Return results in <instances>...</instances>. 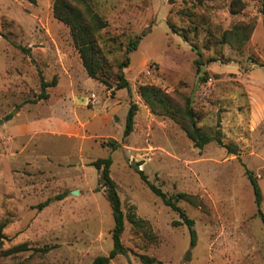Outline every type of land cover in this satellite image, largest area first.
Segmentation results:
<instances>
[{
  "label": "rangeland",
  "instance_id": "374dc122",
  "mask_svg": "<svg viewBox=\"0 0 264 264\" xmlns=\"http://www.w3.org/2000/svg\"><path fill=\"white\" fill-rule=\"evenodd\" d=\"M84 1L107 22L96 43L109 75L127 44L149 31L127 55L130 93L114 89L113 78L107 89L88 77L68 27L53 16V0H0V264H90L108 254L113 218L91 165L105 157L125 216L126 251L109 264H141V255L161 264H264V223L245 174L257 179L264 214L260 1L238 0L235 14L233 0ZM234 26L250 28L241 45L222 38ZM40 76L56 81L46 98L39 96ZM141 85L160 88L181 109L188 99L197 126L219 131L237 154L215 140L195 147L171 118L150 112ZM130 102L138 109L123 138ZM112 139L120 143L115 149L107 144ZM138 170L168 196L193 197L194 204L177 202L194 221L193 247L187 227L174 224L177 212ZM21 243L26 250L7 252Z\"/></svg>",
  "mask_w": 264,
  "mask_h": 264
},
{
  "label": "trees",
  "instance_id": "16d2710c",
  "mask_svg": "<svg viewBox=\"0 0 264 264\" xmlns=\"http://www.w3.org/2000/svg\"><path fill=\"white\" fill-rule=\"evenodd\" d=\"M34 2V0H29ZM260 1V13L264 18V0ZM84 0H53L52 2V13L53 16L65 24L72 38V43L78 55L80 57L82 66L84 67L88 77L102 83L107 89H111L112 85L109 81L110 78L115 80L114 89H126L130 93L129 82L125 77L124 69L128 67L130 61L127 56L130 52L137 49L139 40L144 37L148 32L142 33V35L136 39L131 40L126 48V56L116 62L115 72L113 75L108 74L106 62L101 54V51L96 43L97 32L107 26V22L95 13ZM83 7V9L81 8ZM239 12L238 0H233L230 5V13L235 14ZM240 31V32H239ZM250 28L245 32L241 27L234 26L230 31H225L222 38L225 41H231L232 39L239 45L243 44L246 39ZM186 40V39H185ZM17 47L24 53H28L29 50L21 45ZM199 55V51H196ZM198 67L201 65L200 58L197 57L194 61ZM40 81V98H46L45 88L48 86L55 85L56 81L53 78L51 81H45L42 76L39 77ZM138 93L143 101L147 104L150 112L158 116H167L177 123L184 131L186 137L193 143L195 147L202 148L205 144L212 140H215L218 144L224 146L229 153L237 154V149L231 144H222L219 131L215 135H210L204 132L196 124L195 114L190 106L188 99L186 100L185 107L179 108L171 98V96L165 91L154 85H141L138 88ZM138 106L134 102H130L126 116L124 127L122 131V137L126 138L133 130L134 116ZM112 149L117 148L120 143L114 139L107 143ZM112 160L110 157L97 158L91 162V165L99 172V186L104 189L106 199L111 208L113 218V228L111 231L112 248L107 255L96 256L90 264H109L119 254H124L126 249L121 242V234L124 230L125 216L121 209V202L117 192V186L115 181L110 176V166ZM141 181L146 184L150 191L160 198L162 203L169 207L171 210L177 212L180 220L174 221L175 225L184 224L189 233V245L193 247L195 245V231L193 229L194 221L188 217L184 211L177 205L179 200H185L192 204L195 200L192 196L185 192H177L174 195L168 196L161 188L151 183L142 170L137 171ZM245 174L253 190L254 201L257 207V212L260 219L264 223V214L261 211V190L258 185L256 177L253 173L245 169ZM48 200L43 201L37 205L38 209H42L48 204ZM130 223L136 227L140 226L141 221L128 216ZM5 222L0 223V245L4 238L3 229ZM27 249L26 243H21L13 246L7 252H19ZM141 264H161L160 261H156L154 257L147 255H141Z\"/></svg>",
  "mask_w": 264,
  "mask_h": 264
},
{
  "label": "water",
  "instance_id": "95a60500",
  "mask_svg": "<svg viewBox=\"0 0 264 264\" xmlns=\"http://www.w3.org/2000/svg\"><path fill=\"white\" fill-rule=\"evenodd\" d=\"M133 164V163H132ZM135 165V164H134ZM135 167L137 168L138 166L137 165H135ZM73 194H76V191H73Z\"/></svg>",
  "mask_w": 264,
  "mask_h": 264
}]
</instances>
